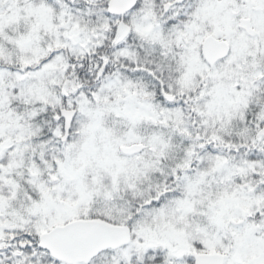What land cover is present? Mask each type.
Segmentation results:
<instances>
[{
	"label": "snow or ice",
	"instance_id": "snow-or-ice-1",
	"mask_svg": "<svg viewBox=\"0 0 264 264\" xmlns=\"http://www.w3.org/2000/svg\"><path fill=\"white\" fill-rule=\"evenodd\" d=\"M0 264H264V0H0Z\"/></svg>",
	"mask_w": 264,
	"mask_h": 264
}]
</instances>
